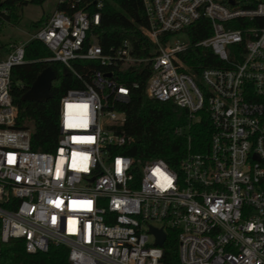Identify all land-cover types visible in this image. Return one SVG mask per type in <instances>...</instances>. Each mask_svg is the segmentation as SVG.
Segmentation results:
<instances>
[{"label":"built area","instance_id":"2783aa9c","mask_svg":"<svg viewBox=\"0 0 264 264\" xmlns=\"http://www.w3.org/2000/svg\"><path fill=\"white\" fill-rule=\"evenodd\" d=\"M58 2L67 9L30 40L0 50V264L1 246L15 240L28 254L64 245L71 264H165L169 231L178 264H264V0H142L154 46L147 56L127 40L103 50L95 29L104 0ZM202 20L211 34L192 41L187 30ZM32 40L81 82L60 101L55 152L34 151L31 130L14 128L11 71ZM196 49H210L222 66L183 71ZM84 62L104 70L83 75ZM139 66L151 72L149 99L188 113L175 129L187 139L176 168L122 152L133 140L120 131L127 116L118 106L139 84L120 76ZM203 118L208 149L194 151L190 131ZM151 228L166 233L162 246Z\"/></svg>","mask_w":264,"mask_h":264},{"label":"trees","instance_id":"16d2710c","mask_svg":"<svg viewBox=\"0 0 264 264\" xmlns=\"http://www.w3.org/2000/svg\"><path fill=\"white\" fill-rule=\"evenodd\" d=\"M46 0H0V26H17L21 23L23 10L29 4L42 5ZM94 2L95 0H89ZM223 4L230 1L243 5V0H217ZM57 10H66L65 4L57 1ZM142 0H104L100 25L95 29L98 43L105 52L119 48L125 40L131 42L133 53L147 56L154 51V46L145 35L147 25ZM88 11H93L89 8ZM49 18L35 22L33 28L39 30ZM138 19V22H137ZM35 31V32H36ZM192 41L202 40L211 34L209 22L202 20L187 30ZM2 48L9 51L6 45ZM25 63L15 66L11 71V97L18 109L14 128L30 129L31 145L34 151L55 152L59 136V105L62 97L70 89L81 86L80 80L57 62L50 61L51 52L40 41L32 40L25 46ZM183 71L199 74L209 67H221L222 63L210 49H196L184 58ZM87 67H82V65ZM51 68L56 74L51 98L44 103L25 102L23 96L31 88L39 75ZM84 75L89 69L104 70L94 62L77 64ZM149 67L131 68L121 74L120 80L128 86L138 83V89H132L130 101L121 104L118 109L126 113L127 119L120 129L132 138V144L123 148L125 155L136 161L163 160L170 167L176 168L187 152V139L175 135V129L186 125L188 113L171 103H162L149 99L146 94ZM190 131L194 151L208 149L211 124L207 118L195 124ZM163 246L165 264H178L177 236L169 231ZM23 240L3 244L1 264H71L68 260L69 248L64 245H51L45 253L28 254Z\"/></svg>","mask_w":264,"mask_h":264},{"label":"rangeland","instance_id":"374dc122","mask_svg":"<svg viewBox=\"0 0 264 264\" xmlns=\"http://www.w3.org/2000/svg\"><path fill=\"white\" fill-rule=\"evenodd\" d=\"M58 0H46L42 5L29 4L23 10L21 23L17 26L3 24L0 26V50L2 45L8 49L20 42H27L31 35L35 33L33 25L42 18L50 16L57 6Z\"/></svg>","mask_w":264,"mask_h":264},{"label":"water","instance_id":"95a60500","mask_svg":"<svg viewBox=\"0 0 264 264\" xmlns=\"http://www.w3.org/2000/svg\"><path fill=\"white\" fill-rule=\"evenodd\" d=\"M229 3L232 4L233 2L230 1ZM107 76L112 77L111 74H107ZM56 77L55 72L51 68L44 70L41 75L38 76L28 92L24 94L22 98L23 101L45 104V102H47L52 96L51 89ZM150 232L153 233L157 239L156 245L162 246L166 240V233H164L163 230H157L156 228H151Z\"/></svg>","mask_w":264,"mask_h":264},{"label":"crops","instance_id":"0c3cea01","mask_svg":"<svg viewBox=\"0 0 264 264\" xmlns=\"http://www.w3.org/2000/svg\"><path fill=\"white\" fill-rule=\"evenodd\" d=\"M3 50V52H6V50L5 49H2Z\"/></svg>","mask_w":264,"mask_h":264}]
</instances>
